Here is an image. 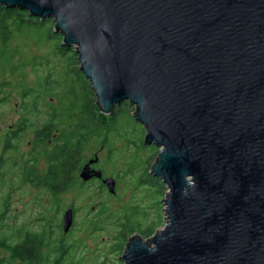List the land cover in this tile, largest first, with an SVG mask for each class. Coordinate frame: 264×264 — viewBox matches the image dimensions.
Returning <instances> with one entry per match:
<instances>
[{"label":"water","instance_id":"water-1","mask_svg":"<svg viewBox=\"0 0 264 264\" xmlns=\"http://www.w3.org/2000/svg\"><path fill=\"white\" fill-rule=\"evenodd\" d=\"M62 45L104 116L128 101L160 147L150 172L168 192L166 223L131 236L124 264H264V0H0ZM98 155L79 171L110 194ZM73 209L62 231L73 224Z\"/></svg>","mask_w":264,"mask_h":264},{"label":"rangeland","instance_id":"rangeland-1","mask_svg":"<svg viewBox=\"0 0 264 264\" xmlns=\"http://www.w3.org/2000/svg\"><path fill=\"white\" fill-rule=\"evenodd\" d=\"M14 30L3 55L0 38V264H19L2 243L14 244L26 234L41 239L43 264L56 258L62 264H124L121 257L131 236H146L166 223L168 189L150 172L160 147L144 144L145 128L132 115L135 106L123 101L113 119L107 115L110 133L104 148L83 153L87 159L98 155L94 167L115 180L114 194L101 181L84 183L78 175L64 194L34 182L31 174L46 173L47 153L57 142V131L47 143L38 142L35 124L54 111L68 116L73 99L80 101L75 110L96 98L79 68L76 47L62 45L52 24ZM22 123L24 129L12 142L17 150H5L8 132L20 131ZM68 208L74 212L73 224L63 233ZM56 239L67 247L60 255Z\"/></svg>","mask_w":264,"mask_h":264},{"label":"trees","instance_id":"trees-1","mask_svg":"<svg viewBox=\"0 0 264 264\" xmlns=\"http://www.w3.org/2000/svg\"><path fill=\"white\" fill-rule=\"evenodd\" d=\"M24 24L35 29L39 24H52L54 26V21L52 23L51 18H46L41 22L37 17L30 16L26 10L0 6V38L3 48H5L1 55L6 53V47L10 44L14 29ZM78 102L80 101L72 100V111L68 116L54 111L40 125L36 123L34 126L38 142L47 143L54 136L53 133L57 131L56 146L47 153L49 168L43 180L46 186L52 188L54 194L66 193L72 188L74 182L78 181L76 176L82 166L90 159L84 157V152L97 147L104 148L110 133L108 120L110 119L111 121V118L109 117L112 116V119L115 117L117 112L120 111L118 107L122 103L114 107L110 116H104L98 110L95 100H88V104L83 103L82 107L74 110L73 108L76 107ZM129 106L131 105L129 104ZM23 127L24 125L20 131L8 132L4 139L5 150H17V146L13 145L12 142L18 140V135L24 129ZM90 139H92L91 142ZM89 146L91 147L90 149ZM122 223L125 222L122 221L119 224ZM154 232L152 231L143 237L149 238ZM24 237V239L22 238L14 244L2 243V246L11 252L15 259H18L19 264H43L41 262L42 253H40V248L43 246L41 239L30 234H26ZM54 247L59 253L58 255L67 248L59 239H56ZM53 264H62V261L60 258H56Z\"/></svg>","mask_w":264,"mask_h":264},{"label":"flooded vegetation","instance_id":"flooded-vegetation-1","mask_svg":"<svg viewBox=\"0 0 264 264\" xmlns=\"http://www.w3.org/2000/svg\"><path fill=\"white\" fill-rule=\"evenodd\" d=\"M17 131H19V130H16V131H10V132H17ZM5 143V142H4ZM93 168H95L94 166H93ZM96 169V168H95ZM45 174L43 175V176H35V175H33V173L31 174V176H30V178L31 179H33L34 180V182H36V183H39V184H44L45 185V181H43L45 178Z\"/></svg>","mask_w":264,"mask_h":264},{"label":"bare ground","instance_id":"bare-ground-1","mask_svg":"<svg viewBox=\"0 0 264 264\" xmlns=\"http://www.w3.org/2000/svg\"><path fill=\"white\" fill-rule=\"evenodd\" d=\"M91 182V181H90Z\"/></svg>","mask_w":264,"mask_h":264}]
</instances>
